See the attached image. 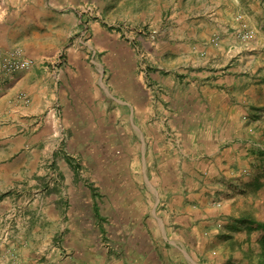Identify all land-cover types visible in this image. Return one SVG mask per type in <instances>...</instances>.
<instances>
[{
    "label": "rangeland",
    "instance_id": "1",
    "mask_svg": "<svg viewBox=\"0 0 264 264\" xmlns=\"http://www.w3.org/2000/svg\"><path fill=\"white\" fill-rule=\"evenodd\" d=\"M128 2L123 8V19L115 25L109 19L114 13H106V6L114 3L105 5V0H0V93L5 76L36 69L22 86L14 83L0 96V126L7 124L8 117H17L18 114L12 115V109L18 105L17 101H22L28 108L25 111L32 112L22 119L32 120L29 123L32 128L47 126L49 130L48 122L61 117L67 123L73 122L71 128L78 130L79 138L65 144L75 148L74 153L65 150L54 153L52 148L40 146L39 157L31 156L26 161L27 157L21 154L15 161L19 165L33 161L29 168H23L22 178L0 179V264H89L90 252L79 244L83 241L78 233L80 229L102 244L110 240L108 233L115 234L116 217L121 213L135 212L138 216L142 212L150 213L151 208H146V204L139 201L134 204L135 198L144 196L146 190L142 183L141 148L145 150L146 144L148 148L150 145L147 141L144 145L137 142V136L131 132L128 105L120 108L119 116L115 92L125 102L136 99L138 128L150 134L154 149L166 142L176 145L178 131L162 119L163 107L170 102H164L162 96L160 100L159 77L157 70L151 68L169 63L165 56L191 57L181 69V78L187 86L207 66L196 64L200 62L197 56H218L220 63L215 64V71L225 72L234 66H243L246 71L248 85L242 92L235 91L225 98L228 112L234 113L235 119L205 129L202 126L201 130L194 126L203 140L201 149L195 147L201 154H190L194 148L190 138L186 147L179 142L182 185L187 183L186 201L174 204L173 208L169 206V213L174 217L170 227L179 230L175 240L192 251L193 260L203 264H256L254 252L262 235L256 229H235L233 221L241 210L249 208V201L255 196L254 193L242 196V185L259 179L264 193V0H228L227 3L205 0L203 8L208 16L190 19L192 29L171 17L173 11L161 16L160 0ZM168 2L170 9L179 8L178 0ZM130 10L133 13L126 14ZM142 10L147 11L146 15ZM75 12L86 16V24L108 19L102 26L114 30L112 34L116 36L115 42L113 37L108 42V50L96 40L86 39L84 44L74 46L72 39L64 41L62 35L58 36V24L75 22ZM103 14L107 18H102ZM200 19L205 22L195 28ZM240 31L249 34L247 41L238 38ZM34 33L42 37V45L35 48L41 49L40 55L32 56L26 50L34 49ZM180 35L183 37L177 38ZM18 54L33 57L34 65L25 71L7 72L5 63ZM57 54L63 55L62 66L54 63ZM71 58L75 67L70 66ZM44 70L53 77H47L48 89L42 91ZM174 80L171 78L168 83L172 87L169 92L178 85ZM150 89L154 97L150 96ZM95 91L102 99H107L106 92L115 100L107 103L105 109V100L97 98ZM31 92L36 95L33 104L28 94ZM76 113L86 118L85 125L76 124ZM83 128L93 131L87 134ZM65 133L68 137L73 134L72 130ZM7 155L0 156V160ZM147 158V165L154 170L153 159ZM168 175L167 184L174 186L176 180ZM136 180L140 182L138 185ZM90 199L105 203L101 210L109 220L104 221L103 235L90 216L93 213ZM165 207L158 210H166ZM111 246L114 247L101 245L94 253L115 256L118 251L111 250ZM171 261L166 260V264Z\"/></svg>",
    "mask_w": 264,
    "mask_h": 264
},
{
    "label": "crops",
    "instance_id": "2",
    "mask_svg": "<svg viewBox=\"0 0 264 264\" xmlns=\"http://www.w3.org/2000/svg\"><path fill=\"white\" fill-rule=\"evenodd\" d=\"M128 1L129 0H105V5H108L107 3H114L112 6H106V13H114V15H110L109 17L113 24L116 25V23H119L123 19V8ZM223 1L227 3L228 0ZM133 3L134 2L131 1V5H133ZM177 4H179V8L181 7V9L178 7L170 9L168 0H163L162 2L160 0L158 10L161 11V16H164V14L168 15V10L171 12L173 11L174 13H172L171 17H174L177 21H183L182 26L190 29H192L188 22L190 19L201 17L205 18L208 16V13L203 8L205 5V0H178L176 5ZM195 4H199L198 7H194ZM184 5H187V8ZM136 6H138V2L136 3ZM141 12H143V15L144 13L146 15L147 11L142 10ZM131 13H133V10H130V12L126 14ZM105 14H103L101 17L107 18ZM195 14L198 16H195ZM75 15V22H71L70 24H58L56 27V32L59 33L58 36L62 35L64 41H69L72 39V43L74 46H76L78 44H84L86 39H88V42L96 40V42H98L101 47L104 48V50H108L107 44L110 42V40H113L112 37L114 38L113 41L115 42L116 36L112 34L114 30L110 31L105 25L102 26V24L106 23L108 19H106L107 21L105 20L100 23L86 24V16H84L81 12H75ZM198 21L200 22H198L197 25H194L195 28L201 27L205 22V19H200ZM183 27L181 28L182 30L184 29ZM230 29H232V27ZM187 34L189 35L190 33ZM32 37L36 44L32 43L34 49H28L26 52L32 56L40 55L41 49L35 48L42 45L40 42L42 37L35 33ZM181 37L183 36H177V38ZM1 57L2 56H0V60ZM164 58H168L169 63H160L158 66H156V69L153 68V66H151V68L153 71L157 70L159 77L157 84H159L158 87L161 88L160 91H163L162 95L160 91L158 92L160 94L159 98L162 96L165 99H163L164 102H170L167 107H163L162 113L164 115L162 119L164 120V123L166 122L167 124H173V128L178 131L176 133L178 136L176 145L172 144L171 142H166L161 148H153L154 141L150 140V134H146L143 131H140L138 128V121L136 122L138 116L135 113V109H138L136 99H132L128 103L118 97V94L115 92V95L117 96L115 100L111 98L105 91L104 92L107 99H102V96L98 91L94 92V95H97V98L100 100H105L103 101V108L105 109H107V103H109L111 100H115L119 107V116L121 114L120 108H122L124 105H128L129 109L131 110L129 116V123L131 125L130 130L137 136L136 141L140 142L142 145H144L145 141L149 142L150 148L147 147V144L145 146V150L141 148V171L143 173L142 183L146 186V190L144 192V196L135 198L134 204H138L137 201H139L142 204H146V208L150 207L151 211L150 213L148 211L139 213V216L135 214V212L131 214L121 213L120 217H116L118 219L116 220V225L114 226V228H116L115 234L108 233L107 237L110 240L106 239L105 241L104 239L105 242L102 244L101 241L99 242L98 239L93 237V235H90L85 230L80 229L78 233L83 241H80L79 244L82 245L83 248H86L88 252H90V256H88L89 264H91L90 262H92V264H166V260H172L170 264H203L202 262H197L192 259V251L186 248L185 245L178 244L175 238L177 237V232L179 230H174L173 227H170L173 223L172 221L174 217H172V213H169V206L172 207L174 204H183V202L186 201L185 197L187 193V183L182 185V182H184L182 178L183 169L180 166L181 162L178 154L182 152V149L180 148L181 145L179 142L182 141L184 147H186V142L188 140L187 138H190L192 146H194V148L190 151V154H201V151H199L197 148L202 147L201 141L203 140L202 137L199 136L200 133L198 132L200 131H196L194 126H198V128H200L199 130H201L202 126H204L205 129L211 126V124H215L217 122L218 124H227L232 122L235 119V114L228 112V105L225 102V98L230 96V93L234 94L235 91L242 92L248 85L249 81L243 66H234V68L225 72H219L213 70L215 69V64L220 63L218 56H197L200 62H197L196 64H203L207 66L203 68V73L199 74L200 76L198 78H194L187 86L185 80L181 78V69L185 67L184 62L190 60L191 57L165 56ZM120 59H123V57H120ZM136 60L137 58L135 61ZM71 65H74L75 67V63L72 58L70 59V66ZM131 70H133V66ZM35 72L36 69L34 68L26 72H18L16 74L5 76L2 79L4 87L3 92L0 93V96L4 95L6 93L5 91L8 90V88H11L14 83H18V87L22 86L28 77L33 76ZM41 73V85L44 87L42 91H45L48 89L49 83V79L47 77H53V74L46 70L41 71ZM66 73L69 74V70H66ZM66 77L67 76H65V78ZM67 78H70V75H68ZM171 78L176 79L178 85L173 89L174 91L169 92V90L172 89L170 84H168L170 83ZM36 80L33 81V83H35L34 86L37 85ZM176 80L173 82L176 83ZM70 82H72L71 79ZM65 83H68V81L65 80ZM55 85L57 86V83H55ZM158 87L154 84V88ZM149 93L150 96H153L152 89L149 90ZM28 94L30 95L33 104L36 99V95L32 94V92ZM147 95L149 96V94ZM147 100L153 102V100L149 99L148 97ZM17 102H19L17 103L18 105L12 109V115L18 114L17 117H8L7 120H5L7 124H5L4 127L0 126V156H6L8 154L5 159L3 158L0 160V179H2L3 176H10L15 181L22 178L23 172H25L23 168H29L30 164L33 163V161H29V165H19L15 161L21 154L27 157L25 159L26 161H28V158L31 156L39 157L40 154H38V151H40V146H43L44 148L50 147L54 153L60 150L71 151L74 153L75 148L71 147L69 144H67V148L65 147V144L67 142L73 143L75 141H79V138H77L78 130L71 128V124L73 122L70 121L67 123L65 120L63 121L61 117L59 119L52 118L50 122H48V125H50L49 130L47 129V126L37 130L32 128V124L29 126V123L32 120L22 119L26 115H32V112L25 111V109L28 108L23 105L24 102ZM65 108L66 107L64 106V114ZM77 115L78 116L75 118L76 124L85 125L86 118L81 116V114L80 116L79 114ZM4 119L6 118L4 117ZM71 130L73 134L68 137L69 135H66L65 132L69 133ZM83 131L84 133L87 132V134H90V132L93 130L89 128L84 130L83 128ZM46 137L51 138L50 140L46 141ZM46 142H49L50 144L47 145ZM83 142H85V140H83ZM148 156L153 159L152 163L154 167L156 165V168H154L155 171L153 170V166L151 168L146 163ZM8 158H11V160H8ZM169 173L171 174L170 177L176 180L174 186H171L172 188L167 184ZM139 183V180H136L135 185H138ZM96 200L97 201L90 199V201L93 202V213L90 214V216L92 215L93 222L96 223V225L99 227V231L102 233V229H104L106 226L104 221L109 219L106 218L107 214H104L101 210L103 204L105 203H101L99 199ZM160 206L165 207L166 210H158ZM99 237H101V234ZM111 243L115 247L114 248L111 246V250L113 249V251H118L115 256H108L106 254L96 255L94 253L97 251V249H101V245H112ZM95 244H97L98 247H95ZM178 254H180V257ZM75 259L78 260V258Z\"/></svg>",
    "mask_w": 264,
    "mask_h": 264
},
{
    "label": "trees",
    "instance_id": "3",
    "mask_svg": "<svg viewBox=\"0 0 264 264\" xmlns=\"http://www.w3.org/2000/svg\"><path fill=\"white\" fill-rule=\"evenodd\" d=\"M263 184L260 180H256L253 184H246L240 187V194L249 197L252 193L255 194L254 199L249 201V208L241 210V214L234 222L235 229H256L262 236L257 241L255 249L256 264H264V196L261 191Z\"/></svg>",
    "mask_w": 264,
    "mask_h": 264
},
{
    "label": "bare ground",
    "instance_id": "4",
    "mask_svg": "<svg viewBox=\"0 0 264 264\" xmlns=\"http://www.w3.org/2000/svg\"><path fill=\"white\" fill-rule=\"evenodd\" d=\"M249 37V34L246 33V32H242L240 31L238 33V38L242 41H247ZM215 43L217 44L218 42L215 41ZM19 52V51H18ZM13 54V53H12ZM11 55V54H10ZM15 55V54H14ZM19 56L16 57V58H12V59H9L5 65H4V68L7 72H17V71H22V70H27L29 68H31L33 65H34V60L32 59L33 57L29 58L23 54H18ZM58 55V54H57ZM15 57V56H14ZM42 58V57H41ZM56 61L54 62L55 64H59L61 65L63 63V55L60 54L58 55L57 58H55ZM36 60V59H35ZM42 60V59H41ZM4 61H6L4 59ZM49 61V60H48ZM44 63V62H43ZM39 64V63H38ZM37 64V65H38ZM41 64V63H40ZM36 65V66H37ZM54 66V65H53ZM52 66V67H53ZM62 66V65H61ZM59 67V66H58ZM59 71V70H58Z\"/></svg>",
    "mask_w": 264,
    "mask_h": 264
}]
</instances>
